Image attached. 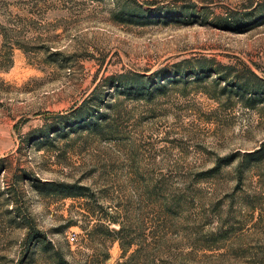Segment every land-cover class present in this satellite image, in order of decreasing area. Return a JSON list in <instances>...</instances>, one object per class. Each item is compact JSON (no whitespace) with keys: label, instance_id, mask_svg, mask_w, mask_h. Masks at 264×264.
Listing matches in <instances>:
<instances>
[{"label":"rangeland","instance_id":"1","mask_svg":"<svg viewBox=\"0 0 264 264\" xmlns=\"http://www.w3.org/2000/svg\"><path fill=\"white\" fill-rule=\"evenodd\" d=\"M249 70L264 0H0V264H264Z\"/></svg>","mask_w":264,"mask_h":264},{"label":"trees","instance_id":"2","mask_svg":"<svg viewBox=\"0 0 264 264\" xmlns=\"http://www.w3.org/2000/svg\"><path fill=\"white\" fill-rule=\"evenodd\" d=\"M250 75L252 77V81H256L254 84H249L247 86L255 87L256 90H260L262 86H264V78L258 77L255 73L250 71ZM247 81V80H246ZM250 87V88H251ZM42 188H45V191L52 194H57L61 197H70L77 196L82 194V190H85L84 187L76 185L74 183H65V182H52L47 181L40 184Z\"/></svg>","mask_w":264,"mask_h":264},{"label":"built area","instance_id":"3","mask_svg":"<svg viewBox=\"0 0 264 264\" xmlns=\"http://www.w3.org/2000/svg\"><path fill=\"white\" fill-rule=\"evenodd\" d=\"M71 239H73L72 237H70Z\"/></svg>","mask_w":264,"mask_h":264}]
</instances>
